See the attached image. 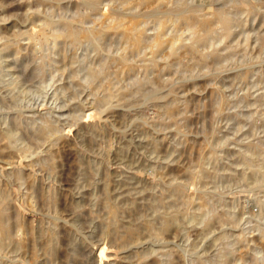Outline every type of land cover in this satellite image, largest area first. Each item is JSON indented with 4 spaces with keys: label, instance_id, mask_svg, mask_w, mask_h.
Here are the masks:
<instances>
[{
    "label": "rangeland",
    "instance_id": "374dc122",
    "mask_svg": "<svg viewBox=\"0 0 264 264\" xmlns=\"http://www.w3.org/2000/svg\"><path fill=\"white\" fill-rule=\"evenodd\" d=\"M86 1L0 0V264H264V0H181L237 28L157 55L175 4Z\"/></svg>",
    "mask_w": 264,
    "mask_h": 264
},
{
    "label": "bare ground",
    "instance_id": "6f19581e",
    "mask_svg": "<svg viewBox=\"0 0 264 264\" xmlns=\"http://www.w3.org/2000/svg\"><path fill=\"white\" fill-rule=\"evenodd\" d=\"M131 1V0H130ZM129 1V2H130ZM170 2H172L173 4H175V6L173 8H170L168 9V12H166L165 14V18H164V23H162L160 26H159V30H158V33H157V36L155 38V40L153 41L152 43V48L154 50V54L153 55H157L158 53H160L164 46L165 45H170L171 48L174 47L178 41H179V35H178V38H175L173 40V42H168V41H165L164 40V31L166 30V28L169 26V25H175V26H185L187 29H189L190 31L193 32V40L192 42L189 44V47L191 51H195L198 47H201V46H206V45H211L213 41L217 40V41H223V40H228L230 39L237 26H236V18L234 19L233 16H232V13L233 11L231 12H226V13H223V12H216V13H213L211 18L209 19H200L197 15V11L195 8L193 7H188V5L186 6V4H183L181 3L180 1L181 0H169ZM88 2L92 8H94L97 3H98V0H88L86 1ZM128 2V1H127ZM126 0H122L121 3L126 5L127 4ZM139 2V0H138ZM157 2V1H156ZM135 3V2H134ZM230 3V2H229ZM137 4V3H136ZM169 4V3H168ZM128 5V4H127ZM161 5V0H158L157 2V5L155 8H153L154 10L152 11L154 14H158V10H159V7ZM189 6H192V5H189ZM232 7V6H231ZM135 8V7H134ZM140 8V7H139ZM233 8L235 10H240L241 14H250L251 13V8L248 7L247 4H241V9H238V7H234ZM164 9V8H163ZM166 9V8H165ZM230 9V8H229ZM137 10V9H136ZM231 10V9H230ZM151 12V13H152ZM152 13V14H153ZM174 13L175 15L178 14L177 17L175 18H171L170 15ZM177 13V14H176ZM239 13V11H238ZM153 16V15H151ZM159 19V18H158ZM239 19V18H238ZM161 21V20H160ZM211 22H214L215 23V28L211 27L210 24ZM48 27L50 28L51 27V24H47ZM137 26V25H136ZM140 27V26H139ZM89 30V29H87ZM110 30V29H109ZM142 30V29H141ZM81 31V30H80ZM135 31V30H134ZM140 31V30H139ZM175 31V30H174ZM181 31V30H180ZM85 32V31H84ZM138 32V31H137ZM168 32V31H167ZM46 33L49 34V37L50 36H57L56 34V31H53L51 30V28L49 29V31H47ZM132 34V32H131ZM134 34V33H133ZM40 35V34H39ZM98 35V38H101L103 37L104 33L103 32H98L97 33ZM138 36V35H137ZM57 37H61V36H57ZM56 37V39H57ZM68 39L70 38L72 40V42H76L78 40V34L76 32H73L71 31L68 35H67ZM85 41H91L92 39H94L92 33H86L83 35ZM166 38V37H165ZM168 39V38H167ZM98 40V39H97ZM126 40L128 42L131 43L130 45V48L131 50H135V49H138L142 43H143V39H142V36L140 35L139 37H134V36H131V35H127L126 36ZM152 41V40H151ZM182 42V41H181ZM189 42V41H188ZM147 43V42H146ZM97 44V43H96ZM182 44V43H180ZM184 44V43H183ZM187 45V43H186ZM182 46V45H181ZM180 46V47H181ZM208 47V46H207ZM170 48V49H171ZM176 48V47H175ZM209 48H212L209 47ZM6 49V48H5ZM166 49H169V48H166ZM169 49V51H170ZM200 49V48H199ZM188 50V51H190ZM151 51V49H150ZM200 51V50H199ZM212 52V51H211ZM201 54V52H199ZM174 54V51H172L171 55L173 56ZM192 54V53H191ZM203 54V53H202ZM152 55V54H151ZM150 55V56H151ZM209 55V54H208ZM211 55V53H210ZM125 56V55H124ZM214 57L215 58H218L219 55L218 54H214ZM148 58V57H147ZM204 56L201 55V62L204 61ZM219 59V58H218ZM27 60V59H26ZM123 59H121L122 61ZM123 63L125 61H122ZM166 64V63H165ZM33 66V65H32ZM154 66V65H153ZM129 67L127 66V69ZM125 70V69H124ZM172 109V108H171ZM89 116V115H88ZM39 127V126H38ZM10 136L7 134L5 136V138H9ZM12 137V136H11ZM9 141V140H8ZM7 141V142H8ZM11 144V142H10ZM70 180V179H69ZM89 184V183H88ZM98 184V183H97ZM35 190V189H34ZM176 191L181 192L182 191V188L180 186H177L176 187ZM44 195V194H43ZM7 198V197H6ZM121 203V202H120ZM63 205V204H62ZM3 209L0 210V244H1V241L3 239V237L5 236H9L10 233H9V229H7V226L5 224V220H4V217H3ZM110 213H111V216L113 218L116 217L117 215V208L115 206H111L110 207ZM167 216V215H166ZM197 217V216H196ZM172 217H166V221L165 223L163 224L162 226V231L163 232H168V231H172L173 227H174V223ZM162 221V220H161ZM9 224V223H8ZM20 232V231H19ZM160 238V237H159ZM31 243V242H30ZM106 250V249H105ZM104 248H101V253L98 257V259L100 260V263L102 261H105L104 258H106L105 254H104ZM37 260V259H36ZM102 264V263H101Z\"/></svg>",
    "mask_w": 264,
    "mask_h": 264
}]
</instances>
